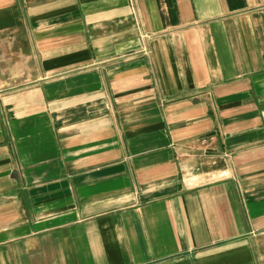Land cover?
Masks as SVG:
<instances>
[{
	"label": "crops",
	"instance_id": "obj_1",
	"mask_svg": "<svg viewBox=\"0 0 264 264\" xmlns=\"http://www.w3.org/2000/svg\"><path fill=\"white\" fill-rule=\"evenodd\" d=\"M0 264H264V0H0Z\"/></svg>",
	"mask_w": 264,
	"mask_h": 264
},
{
	"label": "built area",
	"instance_id": "obj_2",
	"mask_svg": "<svg viewBox=\"0 0 264 264\" xmlns=\"http://www.w3.org/2000/svg\"><path fill=\"white\" fill-rule=\"evenodd\" d=\"M203 143H204V144H207V140H206V139H204V140H203Z\"/></svg>",
	"mask_w": 264,
	"mask_h": 264
}]
</instances>
